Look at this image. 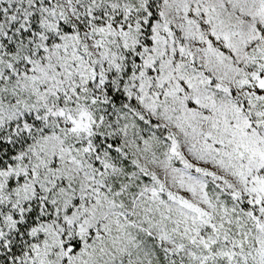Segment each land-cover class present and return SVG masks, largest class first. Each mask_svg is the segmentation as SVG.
<instances>
[{
	"label": "snow or ice",
	"instance_id": "6c2138e0",
	"mask_svg": "<svg viewBox=\"0 0 264 264\" xmlns=\"http://www.w3.org/2000/svg\"><path fill=\"white\" fill-rule=\"evenodd\" d=\"M0 264H264V0H0Z\"/></svg>",
	"mask_w": 264,
	"mask_h": 264
}]
</instances>
